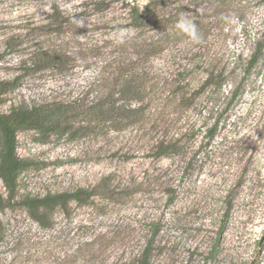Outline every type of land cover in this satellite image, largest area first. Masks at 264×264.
Returning a JSON list of instances; mask_svg holds the SVG:
<instances>
[{"label": "rangeland", "instance_id": "374dc122", "mask_svg": "<svg viewBox=\"0 0 264 264\" xmlns=\"http://www.w3.org/2000/svg\"><path fill=\"white\" fill-rule=\"evenodd\" d=\"M98 2L0 0V79L21 77L0 113L95 95L96 78L109 79L122 52L120 67L132 60L136 67L125 69L142 82L119 89L134 112L117 126L17 130L23 169L12 199L0 179V264H138L151 239L150 264H264V49L244 73L264 28V0H134L156 4L158 19L173 13L169 25L142 34L123 0ZM54 10L69 23L65 33L49 29ZM181 14L205 33L200 43L175 27ZM149 40L157 53L136 60L131 44ZM57 46L75 53L64 70L24 76V60ZM211 67L221 87L199 90ZM174 141L175 152L156 156L160 142ZM78 189L97 195L47 211V227L21 205Z\"/></svg>", "mask_w": 264, "mask_h": 264}, {"label": "trees", "instance_id": "16d2710c", "mask_svg": "<svg viewBox=\"0 0 264 264\" xmlns=\"http://www.w3.org/2000/svg\"><path fill=\"white\" fill-rule=\"evenodd\" d=\"M126 1L127 0H123V5L127 11L126 19L130 22L131 27L137 30L139 34H142L144 30H156L171 23L173 17L172 10L167 12L166 18L158 19L157 13L154 10L156 4L148 3L144 7H140L134 0L130 2ZM97 5H99L100 9L106 6L104 0H99ZM55 10L53 14L50 15L52 22L49 24V29L56 32H61L64 29L66 30L69 23L67 24L65 20H62L63 16L61 18V14L55 17ZM198 29L203 38L205 33L199 27ZM173 35L174 33H167L164 38L169 41L170 36ZM131 45L133 50L131 51L133 54L137 55L136 60L138 61L142 58H149L152 54L157 53L154 40H149L148 42L143 41L142 44L139 43V45L132 43ZM253 45V52L245 64L244 73L249 72L250 68H252L260 56V52L264 49V28L261 35L254 40ZM127 48L124 50H127ZM158 49H160V47H158ZM122 54L125 53L122 52L121 55L118 54V56L116 55L113 58L110 70L107 72V78H109L106 79L107 81H102V73L96 78L94 88L97 92L95 95H92L91 91H87L84 92L82 96L72 100L45 102L42 104H34L29 108L23 107L13 109L8 114L0 113V179L9 190L8 199L14 197L15 182L19 172L23 169L22 162L15 154L17 130L33 129L39 132H49L54 127H59V125H63L64 123H68L66 125H69V123L77 122L78 128L83 132L82 130H85V127L93 125H95V128L99 127L101 124L105 125L106 123H108V125L117 126L118 122H120L119 120L128 118L129 114L134 112L133 109H125V107H122V103H120L121 100L120 98L118 99L117 96H120L119 89H124L132 84L140 86L142 82L139 81V79L141 80L139 74L134 72L133 69H125L128 65L132 67L135 66L132 60H124L127 61L126 64L128 65L120 67ZM74 55L75 53L72 50H67L59 46L36 50L23 61V63L26 64L24 76L52 69L62 71L74 59ZM28 63L29 66H27ZM214 69L215 68L211 67V71L207 73L206 80L202 83L199 90L206 89L210 86L217 89L221 87V75ZM20 79L21 77H15L11 80L0 79V104L3 102L4 96L17 87ZM177 86L179 87L177 90H181L182 92L179 103H185L187 108L190 98L183 92L185 89L184 86H180V84H177ZM196 91H193L195 96L198 93ZM238 92L239 87H234L231 92V103L236 98ZM189 96L191 97V95ZM218 121L219 119L207 130L209 139L214 137ZM156 149L157 157L166 156L177 150V141L168 144L160 142L159 145L156 146ZM94 195H97L95 189H78L56 195L25 198L21 201V205L30 212L33 216V220L41 227H47L50 225L46 215L47 211L55 208L66 211L70 203L85 204ZM152 242L153 239L148 242L143 252L138 256V264H150L149 252Z\"/></svg>", "mask_w": 264, "mask_h": 264}, {"label": "clouds", "instance_id": "9594fccd", "mask_svg": "<svg viewBox=\"0 0 264 264\" xmlns=\"http://www.w3.org/2000/svg\"><path fill=\"white\" fill-rule=\"evenodd\" d=\"M77 24L82 26V21H76ZM175 27L183 34H186L194 43H200L202 36L199 32L197 24L188 19L187 16L181 14Z\"/></svg>", "mask_w": 264, "mask_h": 264}]
</instances>
